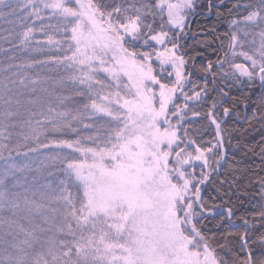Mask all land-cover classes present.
<instances>
[{
	"label": "snow or ice",
	"instance_id": "1",
	"mask_svg": "<svg viewBox=\"0 0 264 264\" xmlns=\"http://www.w3.org/2000/svg\"><path fill=\"white\" fill-rule=\"evenodd\" d=\"M6 4L8 0H0V17L19 14L21 20L17 47L59 43L51 34L43 35L45 26H32L38 19H51L60 8L59 0H39V6L37 0H17L7 12L3 10ZM176 15L177 22L165 33L170 58L149 61L155 81L151 88L156 90L167 85L175 89L174 100L175 92H180L182 101L193 104L190 115H181L180 121L198 124L205 120L211 129V135L191 141L195 148V153L189 152L193 163L185 170L183 197L176 208V216L183 222L180 231L191 241L188 251L194 254L196 264H264V0H257L255 4L247 0H231L230 4L228 0H180ZM29 16L31 22H28ZM200 16L205 22H198ZM194 24L197 26L193 27ZM36 32L42 36L36 37ZM63 59L61 57V62ZM33 63L47 61H29L28 66ZM230 80L237 91L246 82L247 90L237 96L228 83ZM210 85L218 86L209 90ZM189 89H192L191 95ZM229 99L231 103L227 102ZM183 107L188 109L189 103H184ZM176 113H180L179 107ZM13 126L0 127V162L13 160L14 151L22 154L18 144H11L13 133L9 128ZM54 127L62 132L63 127H71V123ZM29 131L31 137L25 136V139L39 141L44 134L36 129ZM249 132H258L260 140L254 144L242 143ZM78 143V139L71 141L67 137L53 136L50 142L40 145L43 149L69 150L58 161L65 176L62 184L79 178V169L73 160V154L78 151L74 145ZM29 150L36 151L35 148ZM240 153L243 156H239ZM247 156L257 158L259 163L243 158ZM6 183L7 176L0 180V228L15 223L6 213L14 215L20 207V200L16 198L19 194L5 188ZM23 200L29 212H39L40 205L33 209L34 201H29L27 196ZM68 204L75 215L73 201L68 200ZM57 262L79 264L78 260L59 259L56 254L49 260L43 253L28 264ZM0 264L6 261L0 260Z\"/></svg>",
	"mask_w": 264,
	"mask_h": 264
},
{
	"label": "trees",
	"instance_id": "2",
	"mask_svg": "<svg viewBox=\"0 0 264 264\" xmlns=\"http://www.w3.org/2000/svg\"><path fill=\"white\" fill-rule=\"evenodd\" d=\"M86 1L92 6L100 22L115 33L132 23L137 24L138 33L133 38L122 37L125 51L135 59H150L156 53L168 49L165 33L170 28L166 19V7L163 6L165 0ZM16 2L17 0H8L3 10L7 12ZM247 2L255 4L257 0ZM224 15H228L227 10ZM18 16L19 14H13L0 17V127L14 125L9 128L13 133L11 144H18L22 153L17 155L14 151L13 160L0 162V180L7 176L4 187L11 193H18L16 198L20 200V207L15 210L14 215L6 213L15 223L11 227L0 228V260H5L6 264H28L33 257L43 253L49 260L52 254H56L66 262L78 260L79 264H107L101 259V255L102 246L111 242L107 239L110 237L109 233L96 219H89L83 189L77 179L74 177L67 185L61 183L65 176L61 170L63 166L58 161L69 150L43 149L40 145L50 142L53 136L67 137L71 141L78 139L79 143L74 145L78 149L73 154L75 166L90 164L91 153L114 152L118 147L119 137L122 136H119L121 126L94 112V107L105 94L100 90L106 91L111 83L103 76L96 77L94 83L97 86L88 85L84 81L74 59L73 39H63L65 36L73 37L72 19L54 13L51 19L36 20L33 28L45 26L43 35L51 34L53 40L59 43H33L31 47L25 48L16 46L19 39L17 33L21 30ZM197 19L198 22H205L203 16ZM31 21L32 17L29 16L28 22ZM61 28L67 31L62 32L59 30ZM35 36L41 37L42 34L36 32ZM159 37L161 45L155 42ZM61 57H64L62 62ZM39 60L47 63L28 66L29 61ZM228 83L237 96L247 90L246 82L240 85L239 91L231 80ZM217 86L210 85L209 90ZM191 93L192 89H189L188 94ZM180 97L181 93L178 92L166 115L168 125L177 134V145L172 150L168 164L175 175L178 173V176L172 177L177 188L183 186L185 170L193 163L189 156V152L195 153L191 141H199L203 135H211V129H208L205 120L198 124L180 121V116L190 115L193 107L191 102L182 101ZM216 99L219 100L220 97L217 96ZM227 102L231 103V100ZM184 103H189L188 109H184ZM177 107L180 108V113H176ZM64 113L67 115H63ZM66 122H70L71 127H63L62 132L54 127ZM185 124L188 126L185 127ZM29 129H36L44 134L40 135L39 141L34 138L25 139V136L31 137ZM205 129L208 131L205 132ZM259 140L258 132H249L242 143L254 144ZM31 148L36 151H30ZM238 155L243 156V153ZM243 158L259 163L257 158L251 156ZM24 196L35 202L33 209L35 205H40L39 212L28 211ZM68 200H72L75 205V215L69 210ZM179 221L183 223L180 219ZM76 246L81 247L78 249ZM65 252L68 253L67 256L64 255Z\"/></svg>",
	"mask_w": 264,
	"mask_h": 264
},
{
	"label": "rangeland",
	"instance_id": "3",
	"mask_svg": "<svg viewBox=\"0 0 264 264\" xmlns=\"http://www.w3.org/2000/svg\"><path fill=\"white\" fill-rule=\"evenodd\" d=\"M59 3L55 14L74 23V59L84 81L97 86L96 77L103 76L111 83L106 91L100 90L105 94L94 112L121 126L114 152L91 153L90 164L75 166L89 219H96L112 237L102 246L101 259L107 264H196L188 251L191 241L182 235L176 216L182 186L172 182L178 173L168 166L177 145V134L166 121L175 89L151 88L155 81L149 61L169 59L170 50L135 59L125 51L122 37L133 38L137 24L115 33L86 0ZM179 4L180 0L163 4L169 28L177 22ZM155 40L161 45V37Z\"/></svg>",
	"mask_w": 264,
	"mask_h": 264
}]
</instances>
